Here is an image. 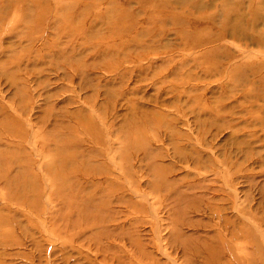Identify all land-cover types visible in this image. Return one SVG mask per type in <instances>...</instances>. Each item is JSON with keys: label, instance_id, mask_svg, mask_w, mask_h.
Listing matches in <instances>:
<instances>
[{"label": "rangeland", "instance_id": "1", "mask_svg": "<svg viewBox=\"0 0 264 264\" xmlns=\"http://www.w3.org/2000/svg\"><path fill=\"white\" fill-rule=\"evenodd\" d=\"M0 264H264V0H0Z\"/></svg>", "mask_w": 264, "mask_h": 264}]
</instances>
